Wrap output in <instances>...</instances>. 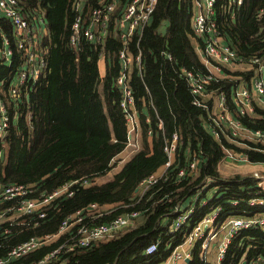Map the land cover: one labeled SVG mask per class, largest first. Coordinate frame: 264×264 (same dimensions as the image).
Listing matches in <instances>:
<instances>
[{
    "label": "trees",
    "instance_id": "1",
    "mask_svg": "<svg viewBox=\"0 0 264 264\" xmlns=\"http://www.w3.org/2000/svg\"><path fill=\"white\" fill-rule=\"evenodd\" d=\"M100 1L88 0L86 10L98 6ZM18 2L26 16L38 11L44 14L47 34L40 47H47V70L28 93V98L22 95L13 102L8 96V87L21 64V53L16 51L8 64L0 57V96L9 104L11 119L1 146L5 150V159L0 162V188L33 185L34 193L30 197L37 198L71 181L103 177L117 167L111 162L127 142L124 114L119 105L120 93L115 86L120 42L109 34L102 52L87 42H82L77 50L72 49L69 45L74 20L72 0ZM191 19L189 0H158L141 36L134 35L129 43L133 56L137 49L141 52L142 69L138 73L132 67L129 78L139 117L140 150L125 161L109 181L75 188L71 197L59 200L56 208H48L46 216L38 220V226L2 223L1 226L8 227L11 232L5 235L0 230V259L22 242L55 234L66 217L96 204L112 206V210L96 223L108 222L131 211H148L136 225L121 230L112 239L67 257L60 255L57 262L50 264H162L184 238L183 232L169 233L163 218L172 212L174 205L188 197L191 190L194 191V186L203 185L207 180L211 183L205 192L209 194L214 190V197L206 206L196 208L194 222L212 207L221 208L219 223L251 215L248 214L252 210L248 201L256 196L258 181L242 175L223 178L218 165L225 157V150L243 153L252 163H264V146L249 143L238 147L224 132L219 131L217 141L210 135L206 125L212 123L211 113L193 105V97L180 75L181 69L208 73L191 44ZM214 20L223 41L240 58H264V0H243L236 9L229 8L228 0H217ZM0 31L8 36L12 32L11 25L3 18H0ZM100 53L105 58L103 78L99 77L97 64ZM229 85L226 80L220 81L212 84L210 89L225 93L227 104L235 115L228 99ZM239 119L249 130L264 132V110L255 107L253 115ZM148 131L151 138L147 136ZM174 131L180 136V155L187 148L202 151L199 175L176 184L172 173L168 182L160 184L135 204L134 190L164 164V138ZM12 203L0 201V213ZM261 214L264 215V211H256V215ZM168 220H171L170 215ZM57 244L5 264L38 262ZM153 244L156 245L155 252L146 254ZM199 252L200 246L196 244L187 264H202ZM259 259H264V232L250 229L240 231L231 239L220 264H253Z\"/></svg>",
    "mask_w": 264,
    "mask_h": 264
},
{
    "label": "built area",
    "instance_id": "2",
    "mask_svg": "<svg viewBox=\"0 0 264 264\" xmlns=\"http://www.w3.org/2000/svg\"><path fill=\"white\" fill-rule=\"evenodd\" d=\"M87 1L72 0L71 10L75 18L70 27L69 45L77 50L82 42H87L102 52V46L109 32L121 41V48L118 51L120 70L115 79V86L120 93L119 105L127 128V142L123 151L118 155L124 156L119 163L121 164L125 161V157L127 159L140 148L139 119L129 78L132 67L138 73L142 69L141 52L137 49V54L133 56L129 50V43L134 35L141 36L143 29L150 22L158 0H102L98 6L89 10L88 18L83 16ZM216 1L190 0L191 28L192 38L201 47L205 60L216 69L218 74L222 75V78L217 79L209 72L201 74L183 69L180 75L188 85L193 97V105L197 107H204L203 97L210 94V91L214 92L210 89L212 84L225 80L230 83L228 95L235 115L229 109L225 93L216 94V113L211 115L212 123L207 128L215 141L219 139V131H221L235 144L241 142L243 146L249 143L253 146H264V132L249 130L239 119L253 115L255 107L264 110V58L252 56L244 60L223 41L214 20ZM242 3L243 0H228L230 9L239 8ZM260 13L263 11L261 10ZM0 18L7 21L12 29L10 36L0 31L2 62L8 64L16 51L18 54L21 53V64L8 87V96L16 102L22 95L28 98V93L47 70V47H40L47 34L46 20L41 11L26 16L19 7L18 0H0ZM101 58H103L102 53L99 55V59ZM167 58L170 60V56ZM234 66H241L238 73L249 75H234L231 72ZM8 105L6 99L0 96V151L11 120ZM148 136H151L150 131ZM180 145V136L177 133L164 138L162 150L166 160L156 172L143 179L134 190L135 204L140 203L151 190L168 182L172 173H174L172 180L176 184L189 179L193 180L199 175L203 160L202 151H190L187 148L180 155ZM117 157L111 163H116ZM226 162L243 165L251 163L247 155L225 150V157L219 164L224 165ZM110 173L111 171L105 176ZM103 177L71 181L50 193H42L37 198L30 197L34 193L33 185H6L0 188V201L14 203L0 213V226L4 222L9 223L10 226L25 223L32 227L38 226V220L46 216L48 208L52 206L56 208L59 200L71 197L75 188L97 185ZM252 178L258 181V192L248 201V207L252 209L248 214L251 215L233 217L222 223L217 221L221 214L220 207H212L205 216L193 221L196 206H206L213 198L212 195H208L207 198L203 197L210 182L194 186V191L191 190L188 197L174 206L171 212L172 219L169 221L167 218L162 221L166 223L168 232L184 233L182 243L173 249L162 264H181L189 260L191 250L196 243H199L201 248L202 264H208L206 255L209 245L218 232L224 231L226 235L219 244L217 255V261L220 264L228 249L229 241L234 235L250 229L264 232V215H256L257 210L264 211V196H261L264 194V179L257 174H254ZM111 210L112 206L102 208L96 204L79 210L62 220L55 234L33 237L9 249L6 257L0 259V264L18 260L30 252L38 251L57 239H61L57 248H53L43 259L32 264L57 262L60 255L74 252L76 249L89 248L95 243L112 239L116 233L131 227L138 217L148 211V209L131 211L108 222L96 223L100 217L107 215ZM1 229L5 235L11 232L8 227ZM188 249H190L189 252ZM155 250L156 245L153 244L147 248L145 253L152 254ZM254 264H264V259H259Z\"/></svg>",
    "mask_w": 264,
    "mask_h": 264
},
{
    "label": "crops",
    "instance_id": "3",
    "mask_svg": "<svg viewBox=\"0 0 264 264\" xmlns=\"http://www.w3.org/2000/svg\"><path fill=\"white\" fill-rule=\"evenodd\" d=\"M190 1V0H189ZM88 10V9H87ZM87 10H85L84 12H83V16H85V17H87L88 18V14H89V11H87ZM118 13V11L116 12V14ZM74 18H75V15H74ZM109 34H111L112 35V33L111 32H109ZM108 34V35H109ZM108 37V36H107ZM114 38H117V37H114ZM118 39V38H117ZM119 40V42H120V48H121V41H120V39H118ZM191 44H192V46H193V48H194V51H195V53H196V55L198 56V59L200 60V62H201V64L207 69V71L213 76V77H215V78H217V79H221L222 78V75L221 74H218L217 72H216V69L214 68V67H212V65L211 64H209L206 60H205V58H204V56H203V51H202V49H201V47L199 46V44H197L196 43V41L195 40H193V38L191 37ZM120 48H119V50H120ZM118 50V51H119ZM117 58H118V52H117ZM105 58H104V56H103V58H101V60H98L99 62H97V64H98V71H99V77L100 78H103V76H104V74H105V60H104ZM100 62H103L102 64H99ZM118 62H119V60H118ZM239 67H241V66H234L233 67V69L234 70H231V72H233V73H238L239 72ZM119 70H120V64H119ZM137 71V70H136ZM181 71H182V69H181ZM230 72V71H229ZM119 73V72H118ZM186 82V81H185ZM129 84H130V81H129ZM187 84V83H186ZM131 86V85H130ZM188 86V85H187ZM132 88V87H131ZM211 90H213L214 91V89H211ZM220 90V89H219ZM218 92V90H216V91H214V92H211L210 91V94H206L204 97H203V101H202V104H204V107H202V108H204V109H208L209 111H210V113H211V115H213V114H215L216 113V94H218L217 93ZM229 99V98H228ZM135 100V99H134ZM229 102H230V100H229ZM230 104H231V102H230ZM211 105V106H210ZM232 105V104H231ZM210 106V107H209ZM229 106V105H228ZM233 108V107H232ZM136 109V108H135ZM230 109V108H229ZM137 111V110H136ZM230 111H231V109H230ZM234 112H235V110H234ZM137 114H138V112H137ZM138 119H139V117H138ZM211 123V122H210ZM125 125H126V123H125ZM207 126H209V125H206V128H207ZM160 127V128H159ZM158 128L159 129H161L162 128V125H161V123H159V125H158ZM149 132V131H148ZM148 132H147V136H148ZM162 132H163V130H162ZM173 133H177L176 131H174ZM126 134H127V128H126ZM139 134H140V124H139V133H138V141H139V145H140V140H139ZM178 134V133H177ZM152 135V134H151ZM179 135V134H178ZM148 138H151V136H148ZM236 146H238V147H240V146H243V143H241V142H237L236 143ZM260 146V145H259ZM139 150H140V148H139ZM197 151V150H196ZM199 151V150H198ZM232 152H234V151H232ZM235 153H237V152H235ZM133 155V154H132ZM131 155V156H132ZM130 156V157H131ZM130 157H128L125 161H127ZM124 161V162H125ZM123 162V163H124ZM123 163H121L117 168L119 169L121 166H122V164ZM227 164H231V165H233V167H238V166H240V165H243L242 163H234V162H226L224 165H227ZM244 165H246L245 167H244V169L246 170H248V172H247V174L248 173H253L255 170L256 171H264V163H249V164H244ZM220 164L218 165V172H219V174L221 175V172H220ZM114 170V169H113ZM255 173H258V172H255ZM111 174V173H110ZM258 174H260V173H258ZM233 176V175H232ZM242 176H245V175H242ZM107 176H105V177H103V179L97 184V185H101L103 182H107V181H109L110 179H111V176H109V178H107V179H105L104 180V178H106ZM221 177H223L222 175H221ZM229 177H231V176H229ZM229 177H226V178H229ZM249 177H251L252 178V175H249ZM223 178H225V177H223ZM206 182H210L211 183V181H209V180H207ZM205 182V183H206ZM204 183V184H205ZM207 189V188H206ZM206 191V190H205ZM214 193V190L213 191H210V193L209 194H206V192L203 194V197H205V198H207V196L208 195H212ZM205 195V196H204ZM214 197V196H213ZM190 201V198L188 199V202ZM187 202V203H188ZM178 204V203H177ZM175 206V205H174ZM198 206H196V208H197ZM102 208H106V207H102ZM174 208V207H173ZM172 211H173V209H172ZM169 215L171 216V213H169ZM168 214H166L165 216H167V217H165V218H163V219H166L167 220V218H168V216H169ZM142 217V216H141ZM141 217H138L137 218V220L136 221H138V220H140V218ZM171 219H172V216H171ZM165 220V221H166ZM170 233V232H169ZM226 235V232H218L217 233V235H216V237L214 238V240L210 243V245H209V249H208V251H207V255H206V258H207V263L208 264H219L218 263V261H217V255H218V247H219V244L222 242V240H223V238H224V236ZM235 236V235H234ZM233 236V237H234ZM232 237V238H233ZM231 238V239H232ZM231 239H230V241H229V245H230V242H231ZM196 244H199V243H196ZM200 246V245H199ZM228 248H229V246H228ZM193 249L194 248H192V250H191V256H192V251H193ZM228 250V249H227ZM188 252L190 251V249H188L187 250ZM200 252H201V248H200ZM200 252H199V257H200ZM211 255V256H210ZM210 256V257H209ZM211 258V259H210ZM190 260V259H189ZM188 260V261H189ZM201 260V259H200ZM186 261V260H185ZM185 261H183L181 264H187ZM202 262V261H201ZM221 263V262H220ZM255 262H253V264H254ZM242 264H244V262L242 263Z\"/></svg>",
    "mask_w": 264,
    "mask_h": 264
},
{
    "label": "rangeland",
    "instance_id": "4",
    "mask_svg": "<svg viewBox=\"0 0 264 264\" xmlns=\"http://www.w3.org/2000/svg\"><path fill=\"white\" fill-rule=\"evenodd\" d=\"M99 60H101V59H99ZM99 62V61H98ZM103 62H100L99 64H102ZM124 158V156H118L117 157V159H116V166L118 167V165H120L119 163H120V161L122 160ZM125 160H126V157H125ZM246 165H240V166H238V167H233V165H231V164H227V165H221L220 166V172H221V175L223 176V177H229V176H232V175H245V176H249V175H254V174H257V175H259V176H261V178L262 179H264V171L262 172V171H254L253 173H248L247 174V172H248V170L246 169H244V167H245ZM117 167H115L114 168V170H112L111 171V174L110 175H108L106 178H104V180L105 179H107V178H109V176H112L114 173H116L117 172V170H118V168ZM255 172H258V173H260V174H258V173H255ZM261 179V180H262ZM210 191H213V190H210ZM106 208H110V206H106ZM139 221V220H138ZM138 221H134L133 222V224H132V226L133 225H136V223L138 222ZM2 227L0 226V230H2L1 229ZM55 243H58L55 247H54V249L55 248H57L58 247V245L61 243V239H57L56 241H54V242H52L51 244H49V245H47V246H45V247H48V246H51V245H53V244H55ZM82 249H86V248H81V249H76L74 252H71V253H65V254H63L62 256H64V257H67V256H69V255H71V254H74L75 252H77V251H79V250H82ZM211 256V255H210ZM209 256V257H210ZM211 259V258H210Z\"/></svg>",
    "mask_w": 264,
    "mask_h": 264
},
{
    "label": "water",
    "instance_id": "5",
    "mask_svg": "<svg viewBox=\"0 0 264 264\" xmlns=\"http://www.w3.org/2000/svg\"><path fill=\"white\" fill-rule=\"evenodd\" d=\"M5 159V150L1 149L0 151V162H3ZM186 263L188 262V260L185 261Z\"/></svg>",
    "mask_w": 264,
    "mask_h": 264
}]
</instances>
